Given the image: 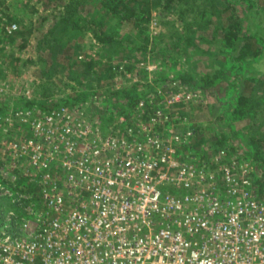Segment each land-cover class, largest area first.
<instances>
[{"label":"built area","instance_id":"2783aa9c","mask_svg":"<svg viewBox=\"0 0 264 264\" xmlns=\"http://www.w3.org/2000/svg\"><path fill=\"white\" fill-rule=\"evenodd\" d=\"M162 86L104 126L93 98L19 110L30 133L0 154V264H264L246 154L197 152L199 127L171 109L197 92Z\"/></svg>","mask_w":264,"mask_h":264},{"label":"rangeland","instance_id":"374dc122","mask_svg":"<svg viewBox=\"0 0 264 264\" xmlns=\"http://www.w3.org/2000/svg\"><path fill=\"white\" fill-rule=\"evenodd\" d=\"M92 6L86 4L83 11L72 20L80 24L85 16L92 17L93 26L103 28L105 33L111 31L113 19L109 18L106 11L95 16V10L89 9ZM238 8L241 14H247L246 23L252 31V27L258 26L253 13L248 11L246 5H238ZM60 10H62L60 1L0 0V106L8 108L5 111L6 108L0 107L2 113L0 154H5V157L10 155L9 150L3 151L7 145H3L5 141L30 133L25 121L21 119L22 116L18 114L19 110L27 106V101L34 102V106H47L55 104L62 96L75 93L81 87H87L88 81L83 80L79 83L74 71V68L82 66L87 58L94 60L92 63L96 70L94 76H89V83L99 82L104 84L105 88L128 86L137 91L149 89L147 83L154 78L176 75L172 60L161 59L156 41L153 39L160 32H170L171 36H176V30L183 27L176 9L164 11L155 9L151 12L147 52L141 55L138 51L134 56L116 42H99L87 28L80 30L74 24L62 25L56 22L55 14ZM16 15H22L23 19L18 22L14 19ZM12 24L16 26L12 27ZM126 29L125 25L120 31ZM134 39L137 41V38ZM198 42L202 44L201 47L195 50L194 55H191L192 59L183 66L190 69L194 65L197 75L219 70L223 54L214 43L210 44L204 34ZM74 58H77L75 62ZM71 62L74 66L70 67ZM239 63L236 69H222L221 73L213 77L209 88L202 90L193 84L184 83L189 89L197 92L196 100L186 106H173L171 109L173 115L187 116L194 126L199 127L196 149L201 144H206L211 149L217 144L235 140L246 154V163L251 171L253 184L263 194L264 184L260 185V181L256 180L261 170L256 166V160L252 158L254 146L249 140L253 133L264 137V111L253 128L247 131L232 130L225 116L230 105V96L252 83V62L242 60ZM233 69L239 74L236 79L230 75ZM162 83L155 82L153 89L150 90L163 87ZM263 89L264 87L259 90L260 95L264 94ZM94 104L97 106L96 109L102 107L97 98H94ZM248 115L252 122V110H249ZM220 137L223 141H217ZM262 140L264 142V138ZM196 151L199 152L198 149ZM21 163L24 164V161L21 160ZM6 200L0 198L2 212L9 208Z\"/></svg>","mask_w":264,"mask_h":264},{"label":"trees","instance_id":"16d2710c","mask_svg":"<svg viewBox=\"0 0 264 264\" xmlns=\"http://www.w3.org/2000/svg\"><path fill=\"white\" fill-rule=\"evenodd\" d=\"M49 1V0H48ZM62 3V10L55 14L56 22L67 25L74 24L76 28L90 30L93 37L102 43L116 42L123 46L131 56L140 51L141 55L147 52L149 41L148 23L151 12L155 9L164 11L176 9L183 27L176 30V36L168 33H158L153 37L156 47L159 49L161 59L172 60V67L176 71L174 76H159L147 83L149 89L132 90L127 87L105 88L101 83H89L90 75L94 76L93 61L91 58L83 61L82 66L74 68L77 81H88L87 87H81L75 93L65 95L56 101L55 105L62 103L81 104L90 98L99 99L101 108L94 115L104 126L111 122L117 115L131 111L137 104V100L146 91L153 89L154 83L179 80L181 83L193 84L202 90L209 88L214 76L221 73L224 68H234L242 60L252 62V83L239 89L237 93L230 96V105L227 107L225 116L232 130L240 129L247 131L253 128L264 111V94L259 90L264 87V0H53ZM92 4L95 16L99 12L106 11L109 18L113 19L111 31L104 32L103 28L93 26L92 17H86L80 24L75 23L74 17L83 11L86 4ZM246 5L248 11L253 13L257 27L250 31L246 23L247 14H241L238 5ZM97 10V13H96ZM18 22L23 19L22 15H16ZM127 26L125 31H120L122 26ZM171 31V30H170ZM202 34L208 37L210 44L214 43L216 48L223 54L220 60V69L211 72H202L197 75L194 65L185 68V62L190 61L191 55L201 47L198 40ZM137 38V41L134 39ZM77 58L73 59V62ZM97 62V60H95ZM69 66H74V63ZM73 63V64H72ZM227 63H229L227 65ZM231 70L230 75L236 79L239 74ZM72 71V70H71ZM91 76V77H92ZM250 78V77H248ZM160 81V82H159ZM234 81V80H233ZM232 81V82H233ZM246 81V79H245ZM162 83V84H163ZM106 84V83H105ZM264 90V89H263ZM34 102L27 101L25 108L34 106ZM100 104L98 107H100ZM45 107L44 105H40ZM6 108L5 106H0ZM249 110H252V122L249 118ZM5 113V112H3ZM4 115V114H3ZM2 113H0V117ZM224 116V115H223ZM258 125V124H257ZM256 126V125H255ZM233 131V132H234ZM250 131V130H248ZM236 132V131H235ZM234 132V133H235ZM264 137L252 134L250 140L254 146L252 158L256 160V166L260 168V185L264 184ZM217 141H223L222 137ZM264 194V192H263ZM7 202V200H6ZM9 203V202H8Z\"/></svg>","mask_w":264,"mask_h":264}]
</instances>
